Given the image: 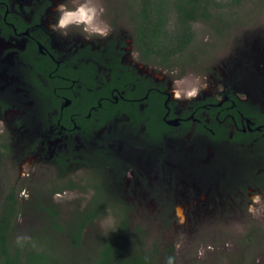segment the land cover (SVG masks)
<instances>
[{"label": "flooded vegetation", "instance_id": "1", "mask_svg": "<svg viewBox=\"0 0 264 264\" xmlns=\"http://www.w3.org/2000/svg\"><path fill=\"white\" fill-rule=\"evenodd\" d=\"M60 3L0 0V121L8 124L0 139L9 137L0 145L3 152L10 143L20 177L42 180L37 194L90 193L71 225L114 209L126 231L134 208L158 214L164 229H171L173 214L181 224L185 212L206 200L215 205L226 198L225 207L239 194L264 192V95H248L264 94V69L254 70L240 48L225 71L214 73L220 85L207 80L200 94L180 98L165 76L184 51L145 53L136 16L132 32L70 40L52 27ZM258 72L255 84L244 83L241 75ZM12 128L18 129L17 143L9 136ZM228 154L249 162L226 183L208 167ZM131 234L122 242L135 256ZM107 243L118 246L115 237ZM156 251L138 254L154 260ZM170 253L164 254L174 259Z\"/></svg>", "mask_w": 264, "mask_h": 264}, {"label": "rangeland", "instance_id": "2", "mask_svg": "<svg viewBox=\"0 0 264 264\" xmlns=\"http://www.w3.org/2000/svg\"><path fill=\"white\" fill-rule=\"evenodd\" d=\"M154 1L161 4L162 0ZM163 1V12L169 18L173 17L177 0ZM93 2L99 9L98 19L108 26L107 33L113 35V32H117L121 35L122 32L133 31L131 25L138 21L135 14L140 7L139 1ZM230 2L231 0H214L212 18L191 25V43L181 55L175 57L172 67L165 68V77L170 82L168 87L175 89L176 96L185 99L192 94H200L205 90L203 87L207 80L220 85L214 73L225 71L226 65L234 61L233 57L240 48V57L252 60L254 70L264 69V0H245L237 5ZM62 3L73 8L80 0H62ZM81 28L82 26H70L69 39H76L79 34L92 37ZM93 37L96 39L98 35ZM213 40L217 42L213 43ZM212 45H216L215 50L208 55ZM215 60L214 67L208 68L211 66L209 63ZM153 66L156 67L155 64ZM260 74L258 72L253 76H241L244 83L247 81L255 84ZM249 92L251 97L264 95L261 91ZM6 126L7 123L0 121V131ZM9 136L15 138L17 143L18 129L12 128ZM5 139H9L8 135L1 137L0 144ZM7 148L2 152L0 145V213L3 210L1 207L8 200L15 205L10 236L12 240L8 244L11 252L18 251V247L21 250L25 247L27 251H34L36 254L44 253L52 264H95L100 251L112 237H115L122 249L128 251L130 246L123 243L122 238L127 231H132L131 248L137 253L141 251L151 255L156 247L157 251L152 256L156 257L157 260H153L156 264H166L169 255L164 253L169 249L170 254L174 251V264H264V192L252 193L247 198L239 194L229 205L225 204V207L223 204L226 203V198L215 205H210L206 200L196 211L188 214L185 212L181 224V217L177 218L173 214L171 229H164L158 214L140 213L134 208L126 220L125 231L119 226L121 216L117 217L114 209H108L100 219L87 226L81 242L74 244L71 224L81 214L80 202L87 203L91 194H84L81 196L83 198L69 191H57L52 195L44 192L37 194L35 189L37 186L41 187L42 180L20 177L18 159L13 161L10 143ZM247 162L249 161L242 157L228 154L220 164L213 162L208 169L215 177L224 175L228 180L226 183H229L241 176V168ZM81 173L82 171H77V174ZM82 177L85 178L83 173ZM102 183L105 184L106 181ZM111 184L113 188L114 184ZM130 200L132 202L133 199ZM42 206L56 207L59 218L55 223L59 226L55 227L48 221ZM169 216L170 214L166 215V220ZM137 226L142 230L141 233L137 231ZM138 238L140 240L137 242Z\"/></svg>", "mask_w": 264, "mask_h": 264}, {"label": "trees", "instance_id": "3", "mask_svg": "<svg viewBox=\"0 0 264 264\" xmlns=\"http://www.w3.org/2000/svg\"><path fill=\"white\" fill-rule=\"evenodd\" d=\"M137 1L140 2V7L135 16L139 20V31L147 40L144 52L150 55L155 54L159 49L162 52L166 50L167 55L184 51L192 41L191 25L209 20L213 16L211 9L214 7V0H177L171 18L163 12L165 4L163 0L161 4L154 0ZM242 1L245 0H231L230 3L237 5ZM7 202L1 207L3 210L0 213V264H52L51 259L44 253L36 254L34 251H27L25 247L23 250L18 247V251H10L8 244L12 240L10 236L15 205L10 203V200ZM50 207L42 206L43 214L48 216V221L53 226L57 227L59 225L55 221L59 218L58 211L56 207ZM98 216V214L83 215L82 223L73 227L71 231L74 244L80 243L84 226L91 224ZM95 264H156V261L154 262L152 258L147 260L138 253L132 256L119 245L107 243L100 251V257L96 259Z\"/></svg>", "mask_w": 264, "mask_h": 264}, {"label": "clouds", "instance_id": "4", "mask_svg": "<svg viewBox=\"0 0 264 264\" xmlns=\"http://www.w3.org/2000/svg\"><path fill=\"white\" fill-rule=\"evenodd\" d=\"M58 15L53 28L59 29L62 35H68L70 26H82L81 30L90 35H106L108 26L98 19L99 9L93 0H80L73 8L60 3L56 9ZM166 264H174L173 257H168Z\"/></svg>", "mask_w": 264, "mask_h": 264}]
</instances>
